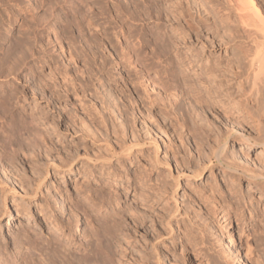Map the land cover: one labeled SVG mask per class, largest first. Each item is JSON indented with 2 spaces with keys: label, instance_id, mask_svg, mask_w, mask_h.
<instances>
[{
  "label": "rangeland",
  "instance_id": "obj_1",
  "mask_svg": "<svg viewBox=\"0 0 264 264\" xmlns=\"http://www.w3.org/2000/svg\"><path fill=\"white\" fill-rule=\"evenodd\" d=\"M179 1L180 3L182 2V6L178 9V12H181L182 15L185 14L186 16H192V13H194V17L196 18H205L204 20L208 19V22L206 23L207 26H211L209 27L211 30L213 27L215 28V30L213 29L212 31L216 32L217 29L218 33L223 31V27L215 22L216 18H211V15L208 14L207 4L210 6V1L212 3L211 6L214 7V9L220 4L217 14L219 16H224V8H226V6L221 9L220 7L221 3H226V0H215L217 2L214 1V4L216 3V5L213 4L212 0H149V4H146V0H2V2H0V100H2V97L5 95L6 98L11 97L12 100L9 98V105H11V107L13 106V110L18 113L20 112L27 118L33 117L34 120V126H28L22 135V140L24 141L22 147L25 149L22 147L21 149H23L24 152L19 149V151L22 152L18 151L19 154L17 155V158L15 156V158L12 159L13 161L7 154V156H4L5 158L0 159V188L4 185L10 189L15 188L19 194H24L25 191L28 193V197L26 194L22 197L24 199H20L19 196H8L6 201L7 213H3V208H0V247L2 248L1 250H4L5 254H7L6 257H8L10 264L47 263L44 253L46 252L45 245L47 237L49 238L54 234L59 236L65 234V232H68L66 228L69 227V233L67 236H64L66 238H60L59 246L60 248L62 247L61 249L66 248L68 252H71L72 255L75 256H73V264H76V262L80 264L82 261V254H85L83 247L85 245L84 242L86 241V237L82 236V234L83 231H85L84 228L87 227L85 225V217L87 218L88 215L83 216L82 213L77 212L71 213L69 210V203L73 196L75 198L77 191L85 181L91 184L92 187H97L100 183L105 189H108L110 185L111 187H114L119 194V198H121L117 200L119 203L116 202L115 207L121 209L123 206V209H126L127 212L121 214L124 215V217L122 216V221L124 220L123 225L125 227L123 232H121L122 234L120 233L116 238L117 240L115 241L117 242L112 243V249L110 250V252H112L110 254L108 253L109 257H107L109 259L106 260V263L108 261L107 264H200L201 262L203 264H264V188L261 186L260 182H256L263 188V190L261 187L258 189L259 185L256 184L257 187H255L250 180L245 178L235 179L236 181L230 183L228 177L227 179L225 178L227 171H225L223 167H220L219 164L214 163L212 170H207L203 173L204 175L202 174L196 179L187 181L189 185L187 183V186L183 184L185 187L183 186L181 191L180 189L178 190L179 195L177 198H180V200H178L179 203L186 198L188 200H186V203L190 204L188 208L189 210H187L188 212L181 210V214L185 212L186 216L183 217L178 226L176 224V226L173 225L176 234H174L175 236H173L172 239L165 236L166 234L162 235L160 240L158 239L160 247L157 248H159V250L160 248L164 249V252H162L163 250L159 251L157 261L156 258H154V254V257L151 256L153 250L150 248V243H156L157 240L152 236L155 231L160 229H158L151 219V222L147 220L146 224L143 223L141 227L136 229L130 224V207H132L133 202V193L130 189L132 173L130 172L132 171L134 164L138 161L139 165L141 162L142 164L144 163L143 166L140 165V171L143 170L141 174L144 172L145 175L146 173L148 174L146 175V178L143 174L142 176L144 177L142 178L143 181L151 179L149 181L151 184L154 183L155 179L158 178L160 180V178L166 176V161L170 165L171 173L176 174L178 168L181 165L183 166L182 156L184 155L183 151L185 148L187 150L188 147L192 152L194 151L193 162H191V164L186 163L187 165H185L189 169L197 167V163L199 162L197 158L198 152L196 151H198V148L203 150V146L200 145V141L198 140L200 136L197 135L199 133L198 129L192 125L189 118L187 119L189 122L187 121L184 128H181L183 127L180 126V123L182 122V113H178L179 116L176 115V117H174L175 120H173V116H170L171 119L168 118V120L167 118L161 117L158 111L155 110L154 115L157 113V116L154 124L152 126H149L148 124L145 125L148 126L149 129H146L148 127L143 125L141 122L142 120L139 121L132 115V111L130 110L132 107L129 106L131 101V85L127 80L129 68H127L126 65L121 64V52L125 45L123 46L122 43L119 44V42L123 41L122 33L120 34L119 21H127V15L129 14H133V17L136 18L131 25L133 28H136L143 33V37L145 38V41H147L142 49H140L143 53L150 56L154 50L161 51L162 48L157 45L155 46V42L152 40L153 34L158 31L162 35L159 37L161 40L165 37L168 40L171 39L174 41L171 50H178L180 54L195 51V46L192 45L189 40L187 41V37H183L184 40H182L181 28H183V22H181L180 18L177 16L174 17L168 10V8L172 9V6L176 3L178 4ZM205 2L208 3L206 4ZM255 4L257 7L259 6V8H264V0H255ZM261 4L263 5L261 6ZM30 15H33V17H30ZM33 20L35 21V25L33 24ZM42 27L45 28H43L45 32ZM47 27H49V29ZM103 27L105 29V35H102ZM37 30H41L40 33H38ZM203 31L208 33L207 28H204ZM53 32L60 33V41L58 40L56 42V40H54L55 35ZM235 32L231 30L233 35L231 34L230 38L227 36L229 39H227L228 42H226L228 43L227 46L230 53L237 51L238 44L242 39V33L237 34ZM34 33H38L39 35L42 34L39 36L41 38L40 42H42L40 45L41 47H35V45H33L35 43L31 42L32 39L34 41ZM22 34L25 36H22ZM219 38L220 39L217 40L221 42L223 37L221 36ZM231 38L233 40H231ZM17 39H20L21 44L18 43L19 40ZM150 39L152 41H149ZM27 42L30 47L27 45ZM249 42L250 40H247L246 44H249V46L251 45L250 47L252 48L249 46L248 48L253 50V52H256L258 49L255 50L254 44H250ZM46 43L48 46H46ZM184 43L187 44L185 45ZM220 48L223 49V46ZM217 52L223 54V50L222 52L221 50ZM174 67H177L176 62ZM70 79L75 80L79 85L77 89L79 92L83 88L82 84H86V94L84 93L86 104L88 103L91 108L95 107V110L100 111V116L103 115L105 118H107L108 115L111 116L110 119L107 118L108 124L105 123L106 127L104 126V123H101V119L98 120L99 123H97V120V122L91 121L92 119L90 118L92 116L87 117L80 109V104L77 103L76 100L74 101V97L66 93L67 87H70L69 85L71 84ZM62 87H65L66 89H63ZM92 88L97 90V94H99L101 90L103 91L104 88H109L114 91V93L117 92L115 93V95H117L115 100L118 99L117 102L121 105L122 103L127 104V112H129L122 117L114 110V108H112L113 106L110 107L108 111L104 110L103 112L95 99L96 93ZM98 88H100V90ZM90 90H92V92ZM79 92L78 94L82 95L81 92ZM92 94H94V96ZM80 95H78V99L80 98ZM71 113L76 115V118L73 119L74 121L70 120L72 119ZM209 116H205L198 125L202 126L203 124V127L207 126L206 128L209 129L220 126L219 121L213 113ZM184 117H186V115ZM133 118L136 120H133ZM205 122H207V125ZM209 122L213 126H211ZM212 122L216 124L214 125ZM124 123L126 128L124 127ZM174 125L176 128H173ZM117 126H120V129ZM115 128L119 130L118 133L120 135H123L122 142L125 145L131 143V140L135 135H140L142 138L146 136L145 139L158 141L159 150L153 160L150 158L152 155H150L151 152L148 150V153H143L144 157L140 156L139 158H136L137 160L132 158L131 161L123 162L124 166L122 163L114 162V166L116 165L115 169H117L116 171L111 169L112 171L109 172L110 168L108 170L105 168L106 166H103L101 167V170L92 172L93 169L89 168V166L92 167V163L90 162L97 154V149H95L93 145L90 146L92 148L86 146L91 145V141L96 138V140L99 139V143H102L103 140L110 142L113 144L114 150L118 152L120 150V143L117 142V144H115L116 135L111 131ZM216 128L220 131L228 129V127ZM97 129L99 131H97ZM194 130L197 131V134ZM187 131L188 133H186ZM178 132L181 133V135L183 133L181 140L177 136L179 134ZM132 133L135 134L132 135ZM84 134H86V136ZM98 134L99 138H97ZM83 135L84 138H82ZM42 136L45 143L44 141H41ZM104 136L108 137V139H103L105 138ZM180 142H184L185 147L181 146L180 144L182 143ZM196 142L197 144H195ZM237 144L239 143L229 142V145H231L229 152L230 150L236 151L237 155L234 152L233 153L235 156L241 158L240 161L250 165L248 167H255L254 169H257L256 171L260 170V162L257 163V161H261V159H258V157L261 158V155L259 156V151L261 150L260 146L253 148L252 146L244 147ZM196 145L200 146L197 147ZM206 149L207 148H205V150ZM92 153L96 154L91 155ZM23 154H25V157ZM90 156H92V158ZM155 157H157V160L164 162L165 164H158V162L154 160ZM154 161L157 163H154ZM60 162L62 163V166ZM67 162L68 164H71V168L69 170L61 169V171L60 168H66L64 166L67 165ZM194 162L197 163L193 164ZM252 163L254 164L252 165ZM52 164L59 166V169L52 170L50 168V165ZM46 167H49V173L45 177L44 170ZM143 167L145 170L142 169ZM148 170L152 171L149 172ZM88 172L90 173V177L88 176ZM91 172L94 173V175ZM163 172L166 173L164 177H162L164 175ZM212 173H214V175ZM116 174L120 175L117 176ZM211 174L213 175V178H210V176L208 177V175ZM234 175V177L237 176L236 174ZM155 176L157 177L155 178ZM44 177L45 179L40 186L41 192L39 190L37 196H39L40 193H42V195L39 197L36 196V199L34 200L32 199V190L35 189V183ZM24 179L26 180L25 182ZM162 180L163 179H161V181ZM19 184L21 186H18ZM106 184H108L109 187ZM229 184L232 185V187L234 185L233 188L236 190L233 191ZM31 185L35 186L32 187ZM77 188L79 189L76 191ZM260 193L262 195H260ZM182 195L184 197L183 199ZM23 200L26 203L23 202ZM40 201H42V203ZM126 206H129L128 208L130 209L128 210ZM208 206H210V208ZM211 206H216V209ZM0 207L2 206L0 205ZM190 208H193L192 211L196 210V212L194 211L193 213ZM210 209L211 212L209 211ZM212 209H215V213L212 212ZM88 214L90 216L91 213ZM95 214L96 213H93L92 215ZM187 218H190L189 221ZM190 222H193L196 226L192 228ZM189 226L191 227V230ZM146 227L150 229L152 228L151 231ZM197 227L200 228L196 230L195 228ZM153 229L156 230L152 231ZM100 231L104 234L102 229H100ZM100 231L98 233H100ZM37 234L39 235L37 236ZM102 234L100 235L104 236V238L100 237L101 241H104L102 242V244H104L103 246H105L108 244V239H106L105 234ZM197 234L202 239L196 238L198 236ZM184 236L186 238H184ZM25 237H27V239ZM32 237L34 238L33 240H35V238L36 240L33 241ZM194 237L196 239L193 241ZM187 238L189 240H187ZM152 239H154L155 242ZM170 240L171 243H169ZM185 240H187V242ZM197 241L198 244L200 243L202 246L198 245ZM23 242L26 243L24 244ZM32 242L38 243L33 244ZM195 244H197L196 246L198 247H195ZM203 246L206 248L208 247L211 251L208 252V249L206 250L205 247L203 249ZM42 247L44 251L42 250ZM198 248L201 253H204L203 250H205L206 255L209 253L208 257H201L198 254L199 251L197 252ZM26 250L29 251L28 254ZM195 253L197 256H195ZM29 254H32L33 257H29ZM42 255L45 260L42 258ZM82 263L85 264L83 261L81 264ZM106 263L99 261V264Z\"/></svg>",
  "mask_w": 264,
  "mask_h": 264
},
{
  "label": "bare ground",
  "instance_id": "obj_2",
  "mask_svg": "<svg viewBox=\"0 0 264 264\" xmlns=\"http://www.w3.org/2000/svg\"><path fill=\"white\" fill-rule=\"evenodd\" d=\"M164 1H167V0H164ZM212 1L214 4L215 0H212ZM0 2H2V0H0ZM215 2H217V1H215ZM205 3L207 4L208 2H205ZM209 3L212 5V3L210 1H209ZM146 4H149V0H146ZM211 5L208 6V4H207V8L209 9L208 10L206 8L207 12L209 15H211V18L212 17L216 18L215 22H217L218 25L223 27L222 30L224 32L221 30L222 32L218 33L217 32L218 29L216 30V32L212 31L213 29L215 30V28L212 26L213 29L211 30L209 28L211 26H207L206 23L208 22V19L204 20L205 18H203V19L199 18V17L196 18V17H194L195 16L194 13H192V16L191 15L186 16L185 14L182 15L181 12H178V9L182 6V2L180 3V1L178 2V4L176 3L174 6H172L173 7L172 9L168 8L170 13L174 17L177 16L178 18H180L181 22H183L182 23L183 28H181L182 29L181 30L182 31V33H181L182 40H184V38L187 37V41L189 40L192 43V45L195 46L194 47L195 51L189 52V53L180 54L178 52V50L177 51L171 50V47H173V45H174L173 44L174 41L171 39L168 40L165 37H163L161 40L159 37L162 35L158 31L156 33L153 32L154 34H153L152 40L155 42L154 43L155 46L157 45L158 47H161L162 49H161V51L154 50V52L151 53V55L149 56L148 54L143 53L140 50V49H142L143 45L147 41H145V38L143 37V33H141L136 28H133V26L131 25V23H133V21L136 19L135 17H133V14L127 15V18H128L127 21H125V22L123 20L119 21V23H120V25H119L120 34L122 33V37H123L122 38L123 41L120 40L121 42H119V44L122 43L123 46L125 45L124 48H122V52H121V64L126 65L127 68H129L127 80L130 82V85H131V88H130L131 89V95H130L131 98L129 97L131 99V101L129 100L130 101L129 106L132 107L130 109L132 111V115L135 116V118L137 120H139V121L142 120L141 122L143 123L144 126L146 124H148L149 126H152L154 124L155 118L157 116V113H156V115H154L155 110H157L159 115L163 118L168 119V118H170V116H173V120H175L174 117H176V115H178V113H182L181 114L182 122L180 123L181 124L180 126H183V127H181V128H184L185 123L188 121L187 119L189 118L192 125L196 129H198V132H199L198 134H197V131L194 130V132H196L197 135H200L198 140L200 141V145L203 146V150H200L198 148V151H196V152H198L197 158H198L199 163H197V162L193 163V164H195V163L198 164L197 167L194 169H189L187 166H185V165H187L186 163L191 164V162H193V159H194V153H193L194 151L192 152L186 146L187 150H186V148H185L186 151L182 150L183 154H184L182 156L183 166L179 165L180 167L178 168L176 174L173 173L174 175L171 173L169 163H167V161H166V164L164 162H160L159 160H157V157H155L154 160H156L158 162V164L160 163V165H161V163H164L167 167V174L163 172L164 175L162 177H164L166 174V176L164 178H160V180L157 178V179H155L156 182L154 181V183H151V184L149 182L151 179L149 180L148 177H147L148 180L143 181L142 177H144V176H142V175L145 172L143 174H141V172L143 170L140 171L141 170L140 165L143 166L144 163L142 164V162H141L139 165V161L134 164L132 171L130 172V173H132V177L130 176L132 179V182H130L131 183L130 189L133 193L132 207H130L131 212L129 211L131 214L128 212L131 215L130 224L132 225L133 228L136 229V228L141 227V225L143 223L146 224L147 220H149L150 222L152 220L154 222V224L158 227V229H160L158 231H155L156 229L152 230V231H155L154 235L152 237L157 241H156V243H153V242H152V244L150 243V245H151L150 248H151V250H153V252L151 251L152 255L151 254L150 255L153 256V254H154L155 257L154 256L153 257L156 258V261L158 260L159 251L163 250L162 252H164V249L160 248V250H159V248H157V247H160L159 246L160 243L158 242V239L160 240L162 238V235H164V234H166L165 236H168L169 239H172V237L175 236L174 234H176L173 225L176 224L178 226L179 222L183 219L184 216H186L185 212L184 213L182 212L183 214H181V210H183V211L189 210L188 208H189L190 204L186 203L187 199L185 198L184 201L181 200V202L179 203L178 200H180V198L179 199L177 198V196L179 195L178 190L180 189V191H181V189H183V186L186 185L187 181L200 177L207 170H212V166L215 163V164H219L220 167H223L225 169V171H227L225 178L227 179V177H228L230 183H233L234 181H236L235 179L245 178V179L250 180V182H252L255 187H257L256 184L259 185L258 189L261 186L264 188V8L260 7L261 8L260 9L259 6L257 7V5L255 4V0H226V3H221V7H220V9H221L224 6H226V8H224L225 15L219 16L217 14V12H218V9H219L218 7L220 6V4H218L219 6H217V8L215 7V9ZM214 5H216V3ZM262 5L263 4H261V6ZM30 17H33V15L32 16L30 15ZM34 23H35V21L33 22V24ZM24 26H25V24H24ZM43 28L44 27H42V29ZM47 28L49 29V27H47ZM204 28H207L208 33L203 31ZM28 29H29V27H28ZM44 29H43V31H44ZM230 29L233 30L234 32L236 31L235 33H237V34L242 33V39L240 40L241 42L238 44L239 50L237 48V51L235 50L236 52H231V53L228 51L229 48L227 46V44H228L227 39H229L231 37V34L233 35V33H231ZM236 29H238V30H236ZM40 31H38V33H40ZM25 32H26V30H25ZM38 33L37 34L34 33L35 34V35H33V36H35L34 41H33V39L31 40L32 43L33 42L35 43V44H33V45H35V47L36 46L41 47L40 45L42 44V42H40L41 38L39 37L42 34L39 35ZM54 35H55L54 40H56V42L59 39L61 40L60 33L55 32ZM102 35H105L104 27L102 29ZM151 35H152V31H151ZM22 36H25V35L22 34ZM221 36L223 38L220 42L217 39H220L219 37H221ZM17 38H19V37H17ZM28 38L31 39L30 37H28ZM164 38H165V41H164ZM1 39H3V38H1ZM20 39L23 40L22 38H20ZM20 39H17V40H19L18 43H20ZM94 39H95V36H94ZM25 40H24V42H25ZM152 40L150 39L149 41H152ZM231 40H233V39L231 38ZM247 40L248 41L250 40V42H249L250 44H254L255 50L258 49V50H256V52H253V50L250 49V48H252V47H250L251 45L249 46V44L248 45L246 44ZM220 44H221V46H223V49L220 48L221 47ZM27 45H29L28 42H27ZM46 46H48V44ZM248 46L250 48H248ZM29 47H30V45H29ZM40 50H42V49H40ZM220 50H221V52L223 50V54H221L220 52H217ZM71 56H72V54H71ZM175 62H176L177 67H174ZM121 78L123 79L122 76H121ZM124 83H125V81H124ZM85 85L83 83L82 84L83 88L81 90L79 89L82 95L78 94L79 91L77 89H78L79 85L73 79L71 80V84L69 85L70 87H67V89L65 87H62V88L66 89V93H68L74 97V101L76 100L77 103L80 104L79 105L80 109L82 110V112L84 114H86L87 117L88 116L93 117V118L92 117L90 118V119H92L91 121L97 122L98 120L101 119V123H104V126L106 127L105 123H107V118L110 119L111 116L108 115L107 118L103 117V115L100 116V111L95 110L96 109L95 107L91 108L88 103H87L88 105L85 103V99H84L85 94H86L85 93V91H86ZM90 87H87V88H90ZM98 89L100 90V88H98ZM93 90L96 93L95 99H96L97 103L99 104L100 109L103 110V112H104V110L108 111V109L112 106H113L112 108H114V110L122 117H124L129 112V111L127 112V110H128L127 104L122 103V105H121V104H119V102H117L118 99L115 100V98L117 96V95H115V93H117V92L114 93V91H112L111 89L104 88L103 91L101 90L102 93L100 91V93L97 94V92H96L97 90H95V89H93ZM88 91H89V89H88ZM90 91L92 92V90H90ZM112 92H113V94H112ZM8 93H9V91H8ZM94 94H92V95L94 96ZM78 95H80L79 99H78V97H79ZM3 97H2V100H0V159L5 158L4 156L7 154L8 156L11 157V158L7 157V158H10L12 160L15 158V156L17 158V155L19 154V152H22V151H19V149L23 150V149H21L22 144L24 143V141L22 140V135L24 133V130L28 126H32V125L34 126V123H33L34 120H33V117L27 118V117L23 116L20 112L18 113L17 111H14L13 106L11 107V105H9V103H10L9 98H11V97L6 98V95ZM11 100H12V98H11ZM81 103H82V105H81ZM128 104H129V102H128ZM131 111H130V113H131ZM212 113H213V115H215L216 119L220 123V126H216V127H220V128L228 127L227 130L224 129L225 131H220L216 127H214L215 129L213 127H212V129L211 128L209 129V128H206L207 126L203 127L202 123H201L202 126L198 125V123L201 122L203 120V118H205V116H209ZM185 115H186V117H184ZM75 116L76 115L72 114V119H70V120L74 121L73 119L76 118ZM99 116H100V118H99ZM129 116H131V115H129ZM135 118H133V120H136ZM125 120H127V119H125ZM108 121H110V120H108ZM113 121H114V119H113ZM163 121H164V119H163ZM163 121H162V123H163ZM97 123H99V121ZM177 123H179V122H177ZM203 123H204V121H203ZM205 123L207 125V122H205ZM209 124H211V123L209 122ZM114 125H116V124H114ZM102 126H103V124H102ZM211 126H213V125L211 124ZM124 127H125V123H124ZM145 127H148V126H145ZM174 127H175V125L173 126V128ZM190 127H189V129H190ZM112 128H114V127H112ZM118 128L120 129V126ZM170 128H172V127H170ZM146 129H149V127ZM185 130H187V129H185ZM97 131H99V130L97 129ZM111 131L114 135H116L115 144H117V142L120 143L119 144L120 150L118 152H116L114 150L113 144H111L110 142H107L106 140H103L102 143H99V139H97L98 140V144H97L96 138L94 140L91 137L93 139L91 141V145L87 144L89 146H86V144H85L86 147H90L93 145L95 147V149H97V151H96L97 154L95 153L96 155L93 153L91 154V155H95L94 158L91 159V162H90V163H92L91 164L92 167H90L88 164L89 168L93 169L92 172H95V171L97 172V171L101 170V167H103V166H106L105 168H107L108 170L110 168L109 172L112 170L116 171L117 169H115L116 165L114 166V162L123 164V162L129 161V160L131 161L132 158H134V160H135L137 157L139 158L140 156H143V153H145V152L148 153L147 152L148 150H150V152H151L150 155H152L150 158H152V160H153L154 156L156 155V153L159 150L158 141H155L153 139H152L153 141L151 139L150 140L145 139L146 136H144L142 138V137H140V135H137V136L135 135V137L133 136L131 143H129L128 145H125L122 142V136L123 135H120L118 133L119 130H117L115 128V129H112ZM246 132H248V133H246ZM186 133H188V131ZM134 134L132 133V135H134ZM138 134H139V132H138ZM84 135L86 136V134H84ZM84 135L82 138H84ZM87 135H88V133H87ZM182 135H183V133H182ZM182 135H181V133H179L177 135L180 140H181ZM194 136H196V135H194ZM97 138H99V134H98ZM106 138L108 139V137H105L103 139H106ZM151 138H153V137H151ZM197 138H195V139H197ZM41 139H42L41 141H44L43 136ZM100 142H101V140H100ZM229 142H231V143L237 142V143H239L237 145H241L244 147H247V146L251 147L252 146L253 148H255L257 146H260L261 150L260 151L258 150V151H259V156L261 155V158L258 157V159H261V161H257V163L260 162L259 165L261 166V169L256 171L257 169L255 170L254 169L255 167H253V168L248 167L250 165L243 163L242 161H240V159H241L240 157L235 156V154L237 155L236 151L230 150V152H231L230 153L229 148L233 144L229 145ZM44 143H45V141H44ZM180 143H182V144H180L181 146L185 147L184 142H180ZM195 144H197V142ZM44 146H43V148H44ZM196 146L199 147L198 145H196ZM189 147H190V145H189ZM204 147L207 149L205 150ZM22 148H24V147H22ZM90 148H92V147H90ZM116 149H118V148H116ZM23 152H24V150H23ZM47 152H48V150H47ZM23 156L25 157V154H23ZM90 157L92 158V156H90ZM87 158H89V157H87ZM8 161H9V159H8ZM61 161H63V160H61ZM88 161H86V162H88ZM156 161H154V163H157ZM66 164L67 165L64 166L66 168L61 167L60 170L61 169L69 170L71 168V164H68V162ZM83 164H84V162H83ZM253 164L254 163H252V165ZM63 165H65V164H63ZM61 166H62V163H61ZM123 166H124V164H123ZM257 166H258V164H257ZM58 167L59 166L54 165V164L50 165V168L52 170L59 169ZM146 167H148V166H146ZM149 167H150V165H149ZM154 167H155V165H154ZM166 167H164V168H166ZM176 167H177V165H176ZM142 169H144V167ZM160 170H162V169H160ZM148 171L151 172L152 170H148ZM155 172H156V169H155ZM44 173H45V177H46L49 173V167H46V169L44 170ZM92 174L94 175V173H92ZM147 174L148 173H146V175ZM212 174L214 175V173H212ZM212 174L208 175V177L210 176V178H213ZM234 174L237 175L236 176L237 178L234 177L235 176ZM119 175L120 174H118L117 176H119ZM146 175H145V178H146ZM155 175H156V173H155ZM88 176L90 177V173ZM157 176H158V174H157ZM157 176H155V178ZM45 177L38 180V182L35 183L36 186L34 185L35 187L31 185L32 187L35 188V189L33 188L34 190H32L33 191L32 192V199L35 200L36 196L39 194L38 192L40 190V186L42 185ZM159 177H161V176H159ZM161 179H163V180L161 181ZM25 181L26 180L24 179V182ZM208 181H209V179H208ZM85 182H87V181H85ZM85 182L82 186L80 185L81 186L80 189L79 188L76 189V191L78 189L79 190L77 191L75 198H74V196H73V198L71 197L72 199L69 203V210L71 213L77 212V213H82L83 216L88 215L87 218L85 217V225L87 226L86 227L87 229L84 228V230H85V231H83L84 235L82 234V236L86 237L85 238L86 241L84 242L85 245L83 247V251L85 252V254H82V261L85 264H88V262H89V264H91V263L92 264H99V261H102V263H106V260L109 259L108 258L109 254L112 252V251L110 252V250L112 249V245H113L112 243L117 242V241H115V240H117L116 238L118 237V235L121 232H123L124 227H125L123 225L124 220L122 221V219H123L122 216L124 217V215H121V214L127 213V212H126V209H123V206L121 209L115 207L116 202H118L117 200H119L121 198H119V194L117 193V191L114 187H111V185L109 187V185L106 184V185H108L109 188L105 189L104 187H102L101 183L97 187H92L91 184H89L88 182L87 183H85ZM256 182H260L261 186H260V184H258ZM20 184L18 186H21ZM143 186H144V188H143ZM230 186L232 187V185H230ZM238 186H237V188H238ZM233 187H234V185H233ZM233 187H232L233 191L236 190ZM20 188H22V187H20ZM217 188H218V186H217ZM263 188H262V190H263ZM0 189H1V193H0V200H1L0 203L1 204L0 205L2 206L0 208L1 209L3 208V210H4L3 213H7V211H8L6 208V201L8 199V196H10V195L11 196L12 195L13 196H19L21 199L25 194H26V196L28 195V193L26 191L24 194H19L15 188L10 189L4 185ZM258 189H257V191H258ZM233 191H231V192H233ZM40 192H41V190H40ZM40 195H42V193H40ZM260 195H262V194L260 193ZM39 196H37V197H39ZM183 198L184 197L182 195V199ZM22 199H24V198H22ZM206 200H205V203H206ZM23 202H25V201L23 200ZM40 202L42 203V201H40ZM180 204H181V206H180ZM209 204H211V203H209ZM213 204H214V202H213ZM117 206H118V204H117ZM128 207L126 206V208L129 210L130 208H128ZM208 207L210 208V206H208ZM211 207L215 208L216 206L215 207L211 206ZM192 209L193 208H190L191 211H192ZM214 210L212 212H214ZM194 211L196 212V210H193L192 212L194 213ZM209 211L211 212V209ZM88 213H91L90 216ZM93 213H96V214L92 215ZM102 213H105V214H102ZM108 213H113V214H108ZM189 219H188V221H189ZM70 220H71V218H70ZM72 222H73V220H72ZM69 224H70V221H69ZM64 226H66V225H64ZM190 226L192 228H194V226H196V224H194L192 222ZM54 227H56V226H54ZM191 227H190V230H191ZM69 228H66V230H68V232H65V234H62L60 236L54 234L53 236H51L49 238L47 237L46 245H45L46 252H44L47 263H44L45 258L42 255L43 256L42 258H44V260H43L44 264H73V261H74L73 256L74 255H72L71 252H68L66 248L61 249L62 247L60 248V246H59L60 245L59 244L60 238L67 236V234L69 233ZM146 228L150 229L148 227H146ZM199 228L197 227L195 229L197 230ZM100 229H102L104 231L105 237H106V239H108V242H107L108 244L105 243L107 246L106 245L103 246L104 244H102V242H104V241H101V237L104 238V236L100 235V234H102ZM151 229H150V231H151ZM99 231H100V233H98ZM194 232H195V230H194ZM85 233H86V235H85ZM104 234H102V235H104ZM38 235L39 234H37V236ZM185 236H184V238H186ZM200 236H201V233H200ZM201 237H199V235H198L196 238H201ZM25 238L27 239V237H25ZM64 238H66V237H64ZM196 238L194 237L193 241ZM33 239L34 238L32 237V240ZM154 239H152V240H154ZM201 239H200V241H201ZM35 240H36V238H35ZM35 240H33V241H35ZM155 240H154V242H155ZM187 240H189V239L187 238ZM187 240H185V241L187 242ZM37 243H35V244H37ZM169 243H171V240ZM197 244H198V241H197ZM197 244H195V247H198V246H196ZM202 244H203V242H202ZM198 245H200V243ZM35 246H37V245H35ZM200 246H202V245H200ZM205 246H207V245H205ZM205 246H203V249ZM32 247H34V246H32ZM199 248H198L197 252L201 249V248L200 249ZM1 249L2 248L0 247V264H10L8 257H6L7 254H5L4 250H1ZM205 249L206 250L208 249L207 250L208 252L211 251V250H209L208 247L207 248L205 247ZM39 250H40V248H39ZM42 250H43V247H42ZM107 250H108V252H107ZM154 251L156 254L154 253ZM203 251H204V253H201V251H199L198 254L203 258L208 257L209 253L206 255L205 250H203ZM26 252H27V254L29 253V251H27V250H26ZM120 252H122V251H120ZM195 256H197L196 253H195ZM29 257H33L32 254L31 255L29 254ZM103 261H105V262H103ZM32 262H33V259H32ZM75 262H76V260H75ZM81 262H80V264H81ZM11 263H13V262H11ZM107 263H108V261H107ZM76 264H78V262H76ZM200 264H203V263L201 262Z\"/></svg>",
  "mask_w": 264,
  "mask_h": 264
}]
</instances>
